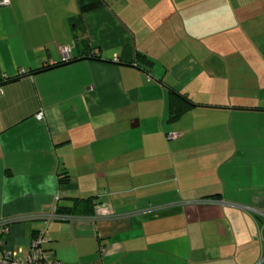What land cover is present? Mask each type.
<instances>
[{"label":"crops","instance_id":"obj_1","mask_svg":"<svg viewBox=\"0 0 264 264\" xmlns=\"http://www.w3.org/2000/svg\"><path fill=\"white\" fill-rule=\"evenodd\" d=\"M8 1L2 251L40 236L63 264H264V0ZM170 89L196 105L174 123ZM88 198L92 217L56 211Z\"/></svg>","mask_w":264,"mask_h":264},{"label":"trees","instance_id":"obj_2","mask_svg":"<svg viewBox=\"0 0 264 264\" xmlns=\"http://www.w3.org/2000/svg\"><path fill=\"white\" fill-rule=\"evenodd\" d=\"M105 4L104 0H89L86 2L80 3V13L83 15L86 12L93 11L95 9L100 8ZM136 59L140 64H144L146 67L153 66V62L147 59L144 55L137 53ZM64 63H61V65ZM50 68V67H48ZM47 68V69H48ZM44 69H40L35 71V73H39ZM196 107L194 103L185 95L176 92L174 89H170L169 94V123L176 122L179 118H181L186 112ZM63 178L60 180L61 183L68 182V177H65L63 174ZM95 198L88 199H75L73 200V205L71 207L62 208L58 207L57 212L62 213L64 215L67 214V217H79V218H88L92 217L95 214ZM66 218V217H65ZM2 238V237H0Z\"/></svg>","mask_w":264,"mask_h":264},{"label":"built area","instance_id":"obj_3","mask_svg":"<svg viewBox=\"0 0 264 264\" xmlns=\"http://www.w3.org/2000/svg\"><path fill=\"white\" fill-rule=\"evenodd\" d=\"M8 0H2L1 5L8 4ZM63 60L68 61L70 59V49L64 48L62 51ZM0 94L2 91L0 90ZM36 118L43 120V114L39 113ZM172 138H177L178 135H172ZM8 234V225L0 224V237H4ZM48 240L45 237H37L30 245L29 251L24 258H19L15 253L2 251L3 240L0 238V264H63L62 262L55 260L52 256L44 250Z\"/></svg>","mask_w":264,"mask_h":264}]
</instances>
